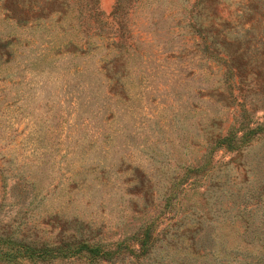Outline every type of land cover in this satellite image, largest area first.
<instances>
[{
    "label": "rangeland",
    "instance_id": "1",
    "mask_svg": "<svg viewBox=\"0 0 264 264\" xmlns=\"http://www.w3.org/2000/svg\"><path fill=\"white\" fill-rule=\"evenodd\" d=\"M0 249L264 264V0H0Z\"/></svg>",
    "mask_w": 264,
    "mask_h": 264
},
{
    "label": "trees",
    "instance_id": "2",
    "mask_svg": "<svg viewBox=\"0 0 264 264\" xmlns=\"http://www.w3.org/2000/svg\"><path fill=\"white\" fill-rule=\"evenodd\" d=\"M257 129L253 128L252 126H238L235 130H230L226 135H224L221 140L218 143V146L220 147H226L229 149H238L244 145L247 144L248 139L256 133ZM33 250V249H31ZM3 250L0 249V254H4L6 256H9L10 253L2 252ZM16 254V255H15ZM50 255L45 248L39 249V250H33L32 252L28 253V250L23 252H16L14 253V256L16 257H41L44 258L45 256Z\"/></svg>",
    "mask_w": 264,
    "mask_h": 264
}]
</instances>
